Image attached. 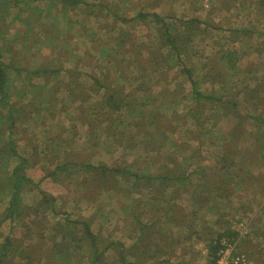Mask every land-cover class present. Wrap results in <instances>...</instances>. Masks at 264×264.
<instances>
[{"label":"rangeland","instance_id":"obj_1","mask_svg":"<svg viewBox=\"0 0 264 264\" xmlns=\"http://www.w3.org/2000/svg\"><path fill=\"white\" fill-rule=\"evenodd\" d=\"M80 1L1 0L14 103L13 119L0 103L6 264H46L65 247L79 264H206L223 221L240 233L231 256L264 264V1ZM154 14L174 17L172 35L191 18L199 32L172 54ZM21 156L29 183L11 219L1 167Z\"/></svg>","mask_w":264,"mask_h":264},{"label":"trees","instance_id":"obj_2","mask_svg":"<svg viewBox=\"0 0 264 264\" xmlns=\"http://www.w3.org/2000/svg\"><path fill=\"white\" fill-rule=\"evenodd\" d=\"M58 1L64 5H68V6H74V5L81 2L80 0H58ZM1 4L2 3L0 0V100H1L0 103H2V105H6L9 107V113H8L7 118L13 119L12 114H13L14 103H12L11 105H8V101H7L8 93L10 92L9 91L10 71H12L13 66L10 63L6 62L5 55H4V46L2 44V38L3 37L1 36L2 35L1 34V27L3 26L2 22H4L5 14L1 10V7H2ZM137 16H141L143 18L146 15L140 13ZM153 16H155V18L157 20L155 22L158 24L159 28L163 27V29H164L163 36L160 39L161 44L166 45L168 47L170 53H172V54L182 53L180 51V49L177 48V46H178L177 44H179L177 42L179 40H183L184 38L189 39L192 37V35L194 33L199 32L198 31L199 30L198 24H196V23H200V20L197 18H191V19L186 20V21L181 20L180 23H181V25H183V28L180 29L181 31H178L177 34L172 35L170 33V30L178 28L176 23L171 22V20H173L174 17L173 16H158L155 14ZM233 53H235V52H233ZM234 57H236V56H233V58ZM231 62H233V61H231ZM231 66H233V65H231ZM189 76L193 79V82H194V77L191 74ZM105 96L109 102L108 105H110V104L111 105H120L118 103L116 97L113 94H111V95L109 94V96H107V93H105ZM4 126H5V124H3V125L0 124V131L1 132L3 131ZM11 126L13 127V123H11ZM11 144H14V143L12 142ZM13 147H15V146L13 145ZM11 148H12V145H11ZM1 152H2V150H1ZM3 158H4V156H3ZM24 161L28 162L27 158H25L24 156H21L20 157V163H21L22 167H16L15 169L10 170V171H9V169L6 170V168L3 166L1 167L5 170V172L7 171L9 173V183L11 184L10 186H11V190H12L11 191L12 196L10 199L11 207L9 208L8 216L11 217V219L18 217V214L20 213V211H14L15 207H17V205H18V201H17V199H15V197L18 196V193H19L21 186L23 184H25L26 182H28V180H29V178L25 175L26 172L24 173L21 170L22 168H24L23 167ZM0 164H1V162H0ZM19 198H21V197L19 196ZM44 200L46 201V200H48V198H47L46 194L43 193V201ZM35 212H38V209L36 207L34 208L33 213L36 214ZM223 224H224L223 230H225V231L220 232L216 238H212L211 241H209L207 243L208 244V255L207 256H208L209 260L206 262V264H217V260L219 258V251L223 247L222 243L224 240H228L231 242H235V241L240 240L239 231H237V230L235 231V230L230 229L229 226L227 225V223H225V221H223L222 225ZM87 229H89V226H87ZM89 235L93 236V238L91 237L93 240V243H91L92 245H90V250H91L90 257H91L93 262H98L99 258L102 256L101 254L103 251H101L99 249L100 245H97V243L99 241L97 236L91 234L90 232H89ZM74 238H76V237H74ZM66 239L67 238L64 236L63 240L66 241ZM36 240L38 242H40L41 239H39V237H37L35 239V241ZM11 243L12 242H10V245H11ZM7 246L8 245H6V242L0 245V264H6V262L4 260L7 256V253H6ZM106 248H109V245H105V249ZM50 249H51V247H50ZM68 249H69V247H65L64 250H62L61 252L58 253L56 261H55L54 257H51L52 260L49 259L48 262H46V264H52V263H54V264H79L78 263L79 261H77L76 259H72L71 256L67 254ZM52 250H54V247H52ZM28 253H29V251L26 252L25 249H23L20 253V256L21 257L23 256L24 258H29ZM53 254H55V253H53ZM72 254H73V252H72ZM53 256H55V255H53ZM166 261H171V258H167L164 260V262H166ZM124 263L135 264L134 261H130V260H126V259H124ZM162 263H158V264H162ZM139 264H148V262H141ZM175 264H188V261L185 259H179L177 261V263H175Z\"/></svg>","mask_w":264,"mask_h":264},{"label":"built area","instance_id":"obj_3","mask_svg":"<svg viewBox=\"0 0 264 264\" xmlns=\"http://www.w3.org/2000/svg\"><path fill=\"white\" fill-rule=\"evenodd\" d=\"M264 1V0H261ZM238 241L231 242L228 240L223 241V247L219 251V258L217 260V264H240L245 262V257L244 255H237L236 257H232V251L235 248V245ZM230 256L229 260L228 257ZM228 260V262H227Z\"/></svg>","mask_w":264,"mask_h":264},{"label":"crops","instance_id":"obj_4","mask_svg":"<svg viewBox=\"0 0 264 264\" xmlns=\"http://www.w3.org/2000/svg\"><path fill=\"white\" fill-rule=\"evenodd\" d=\"M205 1L209 2V0H205Z\"/></svg>","mask_w":264,"mask_h":264}]
</instances>
